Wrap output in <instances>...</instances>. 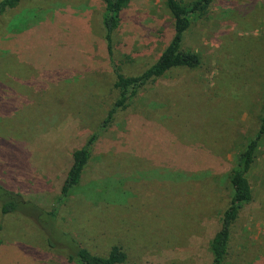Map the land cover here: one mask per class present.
I'll return each mask as SVG.
<instances>
[{"label": "rangeland", "instance_id": "374dc122", "mask_svg": "<svg viewBox=\"0 0 264 264\" xmlns=\"http://www.w3.org/2000/svg\"><path fill=\"white\" fill-rule=\"evenodd\" d=\"M163 2L131 0L112 63L103 0L26 1L0 14V181L57 211L52 232L0 215V264H63L61 244L74 238L99 255L120 245L126 264L210 263L232 160L264 111V0H210L183 40L200 66L143 89L92 146L80 185L59 193L72 152L116 99L113 67L139 75L170 41ZM131 148L136 163L123 169L117 154ZM247 178L253 199L223 264H264V138Z\"/></svg>", "mask_w": 264, "mask_h": 264}, {"label": "trees", "instance_id": "16d2710c", "mask_svg": "<svg viewBox=\"0 0 264 264\" xmlns=\"http://www.w3.org/2000/svg\"><path fill=\"white\" fill-rule=\"evenodd\" d=\"M26 1L37 0H0V14L6 10L14 9ZM130 2L131 0H103L104 9L101 15V26L104 30L106 50L111 63L114 55L113 36L121 29L123 14ZM209 3L210 0H195L187 4L179 0H164V7L172 23V35L159 57L150 67L136 76H125L118 68L113 67L115 75L113 88L116 92V99L95 133L87 139L83 146L72 152L71 164L60 187L61 199L66 198L76 186L80 185L92 155V146L117 124L118 113L129 108L143 89L150 84H155L159 79L166 77L175 70H195L200 66L199 55L185 50L183 40L191 27L193 18L203 14ZM263 138L264 111L258 118V127L254 135L248 139L232 160L228 174L227 207L220 217L218 231L208 244L211 256L209 264L224 263L231 243L232 229L244 207L252 202V188L247 175L255 161L256 152ZM131 151L133 152L132 148L121 150V154H117L124 155L122 162L125 165L121 166L123 169H126L130 162L136 163L137 159L133 158L135 152L130 155ZM21 192V190L10 188L0 181V215L7 217L8 215L22 214L33 221L38 219L45 223L41 224V229L50 228L52 232V226H48V222L57 217V211L44 212L42 208ZM47 244L46 247L51 250L60 248L57 247L58 244L56 243L47 242ZM61 245L64 248L60 251L65 252L63 264H126L128 261V254L120 245H112L105 255L90 252L75 238L70 239L68 244Z\"/></svg>", "mask_w": 264, "mask_h": 264}]
</instances>
